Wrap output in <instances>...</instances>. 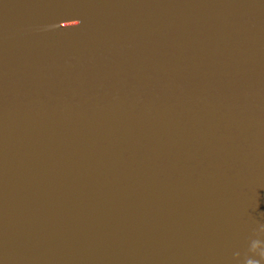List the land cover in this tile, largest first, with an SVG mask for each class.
<instances>
[{
	"label": "water",
	"instance_id": "95a60500",
	"mask_svg": "<svg viewBox=\"0 0 264 264\" xmlns=\"http://www.w3.org/2000/svg\"><path fill=\"white\" fill-rule=\"evenodd\" d=\"M0 264H264V0H0Z\"/></svg>",
	"mask_w": 264,
	"mask_h": 264
}]
</instances>
